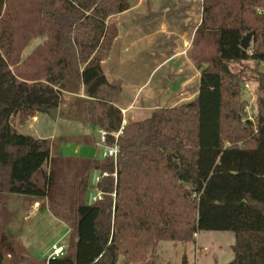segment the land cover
<instances>
[{"label":"trees","instance_id":"16d2710c","mask_svg":"<svg viewBox=\"0 0 264 264\" xmlns=\"http://www.w3.org/2000/svg\"><path fill=\"white\" fill-rule=\"evenodd\" d=\"M130 7L0 0V193L34 199L69 227L63 255L42 264H156L162 241L192 242L203 230L235 234L226 264H264V0H203L190 52L202 68L198 94L128 121L115 139L123 89L102 60L114 39L109 17ZM65 93L76 99L72 119L106 131L116 158L52 155L50 139L13 128V116L58 108Z\"/></svg>","mask_w":264,"mask_h":264},{"label":"rangeland","instance_id":"374dc122","mask_svg":"<svg viewBox=\"0 0 264 264\" xmlns=\"http://www.w3.org/2000/svg\"><path fill=\"white\" fill-rule=\"evenodd\" d=\"M115 20L117 23V19L112 22ZM38 41L40 40H35V43ZM137 61L139 63L140 59ZM246 64L254 66L252 62ZM240 67L233 65L232 69L237 71ZM147 68L137 69L132 65V69H129L130 76L144 81L148 74L145 71ZM261 69L264 71V63ZM161 75L160 72L152 77L150 88L156 86ZM255 87L256 83L249 82V88L245 89L250 117L254 112ZM129 94L131 95L130 92ZM76 105L75 97L65 93L62 103L57 108L56 119L49 112L38 113L35 117L19 113L13 116L12 126L18 133L50 139L52 155L102 158L104 147H99L92 140V136L100 134L97 133L96 127L92 125L85 127L72 119ZM150 115L148 110L143 109L135 114L136 118L142 119ZM36 203L34 199L23 195L0 193V252L3 255V264L44 263L53 252L52 246L55 241H58L63 231L68 230L65 223L56 218L49 209L42 211ZM62 241L64 242L65 239ZM62 241H59V245ZM234 243L233 232L207 230L200 231L196 240L188 243L165 240L160 243L156 251V264H226L234 258L232 250ZM119 262H125L123 256L119 258Z\"/></svg>","mask_w":264,"mask_h":264},{"label":"crops","instance_id":"0c3cea01","mask_svg":"<svg viewBox=\"0 0 264 264\" xmlns=\"http://www.w3.org/2000/svg\"><path fill=\"white\" fill-rule=\"evenodd\" d=\"M129 1L131 7L128 10L108 19V34L114 39L102 60L107 79L122 86L123 93L118 104L126 123L128 119L142 120L135 116L142 109L148 110L150 115L152 110L181 105L198 94L202 68L195 65L190 52L204 11L203 0ZM114 19L118 20L117 23L116 20L112 22ZM132 65L137 69L148 67L144 81L130 76ZM160 72L159 82L150 88L152 77ZM96 131L99 134L100 129L96 128ZM97 136H92L96 145ZM68 232L69 227L55 244L65 239Z\"/></svg>","mask_w":264,"mask_h":264},{"label":"built area","instance_id":"2783aa9c","mask_svg":"<svg viewBox=\"0 0 264 264\" xmlns=\"http://www.w3.org/2000/svg\"><path fill=\"white\" fill-rule=\"evenodd\" d=\"M249 88V83L246 84L245 89ZM126 121H123V124L120 128V130L116 133H113L112 135L115 137V139H118L119 135L123 132V129L126 125ZM99 140L97 142V145L99 147H104L103 150V154L102 157H117V153H118V147L117 144L115 143V145H108L107 143V136L108 133L104 130H100L99 131ZM101 175L99 172L95 171L93 173V177H92V182L93 183H97L99 182ZM103 175H107V173H103ZM102 198V192H97V193H91L89 196V202H93L96 201L97 199H101ZM64 253V246L63 245H59V244H54L53 246V252L51 253L50 257H57V256H61Z\"/></svg>","mask_w":264,"mask_h":264},{"label":"water","instance_id":"95a60500","mask_svg":"<svg viewBox=\"0 0 264 264\" xmlns=\"http://www.w3.org/2000/svg\"><path fill=\"white\" fill-rule=\"evenodd\" d=\"M252 36H253V32H249L243 37L241 41V47L243 49H248V47L250 46L251 40H252ZM48 112L53 118L55 119L57 118V114H58L57 108H54V107L48 108Z\"/></svg>","mask_w":264,"mask_h":264}]
</instances>
